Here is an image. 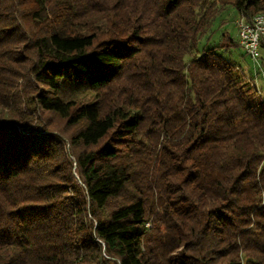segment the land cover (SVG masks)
<instances>
[{
    "label": "trees",
    "instance_id": "trees-1",
    "mask_svg": "<svg viewBox=\"0 0 264 264\" xmlns=\"http://www.w3.org/2000/svg\"><path fill=\"white\" fill-rule=\"evenodd\" d=\"M231 7L264 0H0V264H264Z\"/></svg>",
    "mask_w": 264,
    "mask_h": 264
},
{
    "label": "rangeland",
    "instance_id": "rangeland-1",
    "mask_svg": "<svg viewBox=\"0 0 264 264\" xmlns=\"http://www.w3.org/2000/svg\"><path fill=\"white\" fill-rule=\"evenodd\" d=\"M239 19L240 16L234 8L231 7L227 9L222 16L218 17L213 22L209 32V44H220L222 41L227 44L228 38L227 36L223 37V34H228L233 39L237 40V22ZM207 41L204 38L201 42V46L205 45ZM230 56L234 59L235 70L242 78L243 82L251 87L253 94L264 98V48H261L260 56L256 60L245 54L241 46L232 48ZM60 126L61 125L56 124L55 128H57V131L63 132L64 135L68 134V132L62 130Z\"/></svg>",
    "mask_w": 264,
    "mask_h": 264
},
{
    "label": "built area",
    "instance_id": "built-area-1",
    "mask_svg": "<svg viewBox=\"0 0 264 264\" xmlns=\"http://www.w3.org/2000/svg\"><path fill=\"white\" fill-rule=\"evenodd\" d=\"M238 39L245 54L258 59L264 44V17L254 15L247 20L241 17L238 22Z\"/></svg>",
    "mask_w": 264,
    "mask_h": 264
},
{
    "label": "bare ground",
    "instance_id": "bare-ground-1",
    "mask_svg": "<svg viewBox=\"0 0 264 264\" xmlns=\"http://www.w3.org/2000/svg\"><path fill=\"white\" fill-rule=\"evenodd\" d=\"M257 15H259V17H264V13H259Z\"/></svg>",
    "mask_w": 264,
    "mask_h": 264
}]
</instances>
